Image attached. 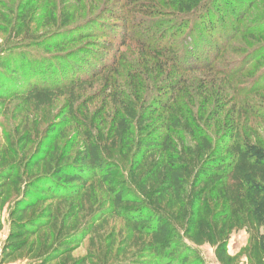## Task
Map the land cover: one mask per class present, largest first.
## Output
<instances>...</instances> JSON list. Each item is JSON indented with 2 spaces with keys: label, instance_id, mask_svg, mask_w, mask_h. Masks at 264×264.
I'll use <instances>...</instances> for the list:
<instances>
[{
  "label": "trees",
  "instance_id": "trees-1",
  "mask_svg": "<svg viewBox=\"0 0 264 264\" xmlns=\"http://www.w3.org/2000/svg\"><path fill=\"white\" fill-rule=\"evenodd\" d=\"M130 1L107 9L111 21L96 15L74 24L73 12L53 13L48 24L57 28L55 53L20 52L17 67L14 53L12 64L0 66L10 76L31 67L19 91L5 93L0 83V104L24 95L35 109L110 79L106 71L119 75L125 68L128 80L127 92L114 83L107 96L110 120L100 125V114L95 117L99 127L74 158L62 150L55 129L53 141L35 153L27 149L28 132L0 147V232L5 214L8 219L0 264H207L182 239L215 248L219 264H243V256L247 264H264V139L253 129L242 133L239 122L228 131L212 129L209 122L219 115L203 116L213 105L209 94L198 95L200 104L189 86L193 72H226L220 55L234 26L222 6L230 4L233 15L252 0H165L161 6H170V14L154 0ZM20 10L23 16L29 7ZM172 19L178 32L164 28ZM251 30L264 38V29ZM28 31L23 42L32 40ZM93 37L117 44L112 55L110 47L80 43ZM126 47L137 51L129 49L124 61ZM151 83L165 98L151 100ZM221 104L215 101L217 114ZM116 152L130 160L129 185L113 176ZM118 220L124 225H112ZM238 230L249 240L232 255L229 239ZM85 241L86 252L77 254Z\"/></svg>",
  "mask_w": 264,
  "mask_h": 264
},
{
  "label": "rangeland",
  "instance_id": "rangeland-1",
  "mask_svg": "<svg viewBox=\"0 0 264 264\" xmlns=\"http://www.w3.org/2000/svg\"><path fill=\"white\" fill-rule=\"evenodd\" d=\"M147 1L149 0H131L130 2L144 5ZM154 1L159 4L161 12L167 14L173 12V10H170V6H167L168 9L161 6V3L165 0ZM125 2L126 0H0V66L13 63L16 58L14 53H17L19 57V62L17 60L15 63L16 67L17 63L21 64L22 62L20 52H43L46 55L55 53L56 50L51 47V44L56 40L52 38L51 34L57 28L56 25L48 24V21H51L50 15L53 13L59 18L64 11L73 12L74 24L89 18L92 19L96 15L105 17L106 21H111L112 18H109L107 9L112 8L111 6L117 3L124 4ZM250 4L252 5L250 6ZM223 6L222 8L233 19L229 23L231 30L234 26L233 34L229 37L224 52L220 55L221 64L228 67L225 70L228 73L211 68L201 69L202 72L191 74L195 80L189 86L200 104L203 102V98H199L198 95L200 96L205 91L209 94L208 98L213 105L206 108L203 116L219 115V117H215L218 120L209 122L212 129L228 131L232 125L239 122L242 133H250L253 129L264 139V38L260 31L251 30L255 28L264 29V0H252L247 6L244 4L243 8L240 7L239 12H235L233 15L231 14L230 4L227 8ZM22 7H29V11L23 16H21L23 12L20 10ZM229 15L227 14V16ZM26 17L29 18L28 25L25 24L28 19L22 22ZM179 25L174 24L172 19L164 28L174 27V32H178L177 27ZM27 27H29L28 32L32 40L23 42L24 38L22 37L27 32ZM48 36L50 37L48 38ZM91 39H85L80 43L84 44L87 49H95L98 45L103 46L104 49L110 47L111 55L117 47V44L111 47L110 42L101 37ZM180 39L183 40L182 44H184L186 37L184 39V35H182ZM103 42L105 44H102ZM76 44L67 47H75ZM182 44L179 43L178 47H181ZM129 49L131 48L126 47L122 50L126 54L124 61L131 57V53L135 52L134 50L137 51V49H131V52ZM248 65L249 67H247ZM239 67H246V69L236 72V75L233 76L235 72L232 74L231 71ZM29 68L31 67L22 69L19 75L16 76L0 72V83L7 86V92L5 93L20 90L19 83L21 81L25 82L20 79L23 76H25V79L27 78L24 74ZM17 69L20 71L19 68ZM106 72L105 75H108L110 79L107 80L101 77L99 81L87 85L84 90H77L74 98L63 95L55 99L53 103L40 109H35L24 95L8 98L5 103L0 104V147L5 146L10 141H15L19 134L28 132L32 133V143L27 146V149L31 151L30 153H35L37 149L51 143L54 138L52 135L57 134L58 131V135H62V150L71 153V158H74L75 154L82 150L85 138L89 136V133H94L95 128L99 127L95 117L100 114V125L102 120L106 123L107 120H110L109 115L113 112V107L109 104L107 96L111 91H114V83L116 86L118 83L122 89L128 91L127 70L125 68L120 69L119 75ZM261 76L263 80H260L259 85L262 87L255 88V81ZM155 83H151V88H153L148 93L149 97L151 100L158 95H163V98H165V90L158 92ZM11 84H16L14 90L9 87ZM215 101L216 103L222 102L221 105L224 106V111L216 113ZM210 109L213 111L211 112ZM53 129L57 131L53 132ZM219 135L215 137L218 144L223 139ZM113 159L118 165L117 170L113 172L114 178L120 184L126 183L129 185L130 179L127 168L130 160H127L123 154L118 155L117 152ZM2 221L4 228L0 232V250L8 233L6 214L3 216ZM112 225L121 226L124 224L118 220ZM248 240L249 235L245 230L235 231L229 239L230 254L240 253L248 244ZM181 241L185 245L198 249L207 264H219L215 257V248L209 244L197 247L191 245L188 240L182 239ZM86 246L87 241L83 243L77 254H84ZM242 263L247 264L245 256L242 257Z\"/></svg>",
  "mask_w": 264,
  "mask_h": 264
}]
</instances>
